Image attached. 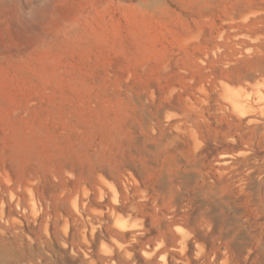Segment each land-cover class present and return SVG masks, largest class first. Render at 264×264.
<instances>
[{
	"label": "rangeland",
	"instance_id": "rangeland-1",
	"mask_svg": "<svg viewBox=\"0 0 264 264\" xmlns=\"http://www.w3.org/2000/svg\"><path fill=\"white\" fill-rule=\"evenodd\" d=\"M179 261L264 264V0H0V264Z\"/></svg>",
	"mask_w": 264,
	"mask_h": 264
},
{
	"label": "bare ground",
	"instance_id": "bare-ground-1",
	"mask_svg": "<svg viewBox=\"0 0 264 264\" xmlns=\"http://www.w3.org/2000/svg\"><path fill=\"white\" fill-rule=\"evenodd\" d=\"M256 5H257V4H256ZM256 5H255V6H256ZM236 14H237V13H236ZM249 20H250V19H249ZM230 68H232V67H230ZM228 70H229V69H228ZM231 70H232V69H231ZM229 76H231V75H229ZM240 107H241V106H240ZM240 107H237V108H240ZM240 109H242V108H240ZM236 110H238V109H236ZM234 111H235V110H234ZM243 111H244V110H242V112H243ZM232 112H233V111H232ZM235 112H236V111H235ZM244 112H245V111H244ZM247 112H248V111H247ZM262 112H263V111H262ZM235 115H236V113H235ZM242 116H243V115H242ZM242 116H238V118H239V117H242ZM240 119H241V118H240ZM250 172H251V171H249V173H250ZM252 172H253V171H252ZM188 174H189V173H188ZM188 174H187V175H188ZM254 177H255V176H254ZM262 177H263V175H262ZM250 178H251V177H250ZM174 181H175V180H174ZM186 181H187V179H186ZM252 181H253V180H252ZM167 183H168V182H167ZM247 183H248V182H247ZM255 183H256V182H255ZM183 184H184V183H183ZM249 184H250V183H249ZM180 185H181V184H180ZM184 186H185V185H184ZM252 187H253V186H252ZM173 189H174V188H173ZM159 202H160V201H159ZM147 204H148V203H147ZM161 210H162V209H161ZM175 211H176V210H175ZM184 213H185V212H184ZM177 216H178V215H177ZM204 216H205V214H204ZM196 217H197V216H196ZM196 217H194V219H195ZM206 217H207V216H206ZM174 218H175V217H174ZM175 219H176V218H175ZM82 220H83V219H82ZM89 221H90V220H89ZM11 222H12V221H11ZM131 222H132V221H131ZM126 223H127V222H126ZM128 223H129V222H128ZM47 224H48V223H47ZM17 225H18V224H17ZM84 225H85V224H84ZM84 225H83V226H84ZM90 225H91V224H90ZM124 225H128V224H124ZM93 226H94V225H93ZM136 226H137V225H136ZM161 226H162V225H161ZM86 227H87V226H86ZM132 227H133V225H132ZM132 227H131V228H132ZM127 228H128V227H127ZM138 228H139V227H138ZM58 229H59V228H58ZM83 229H84V228H83ZM116 229H117V228H116ZM125 229H126V228H125ZM134 229H135V228H134ZM84 230H85V229H84ZM118 230H119V229H118ZM3 231H4V230H3ZM82 231H83V230H82ZM100 231H101V230H100ZM121 232H122V230H121ZM123 232H124V231H123ZM164 232H165V231H164ZM150 233H151V232H150ZM165 233H166V232H165ZM92 234H93V233H92ZM98 234H99V233H98ZM123 234H124V233H123ZM125 234H126V233H125ZM140 234H141V233H140ZM166 234H167V233H166ZM78 235H79V234H78ZM89 235H90V234H89ZM145 235H146V234H145ZM16 236H17V235H16ZM165 236H167V235H165ZM83 237H84V236H83ZM81 238H82V237H81ZM84 238H85V237H84ZM133 241H134V240H133ZM159 241H160V239H159ZM161 241H162V240H161ZM40 242H41V241H40ZM129 243H130V242H129ZM138 243H139V242H138ZM166 243H167V242H166ZM85 244H86V243H85ZM87 244H88V243H87ZM116 244H118V243H115V245H116ZM167 244H168V243H167ZM167 244H166V245H167ZM130 245H131V244H130ZM130 245L128 244V246H130ZM98 246H99V245H98ZM118 246H119V244H118ZM155 246H156V245H155ZM155 246H153V248H154ZM184 246H185V245H184ZM186 246H187V244H186ZM116 247H117V246H116ZM119 247H122V246H119ZM119 247H118V248H119ZM130 247H131V246H130ZM132 247H133V246H132ZM150 247H151V246H150ZM135 248H136V247H135ZM185 248H186V247H185ZM119 249H120V248H119ZM122 249H123V248H121V250H122ZM154 249H156V247H155ZM158 249H159V248H158ZM99 250H100V249H99ZM99 250H98V251H99ZM121 250H120V252H121ZM123 250H124V249H123ZM123 250H122V252H123ZM125 250L128 251V249H125ZM185 250H186V249H185ZM100 251H101V250H100ZM112 251H113V250H112ZM118 251H119V250H118ZM126 251H125V252H126ZM152 251H153V250H152ZM199 251H200V250H199ZM201 251H202V250H201ZM110 252H111V251H110ZM120 252H119V253H120ZM122 252H121V253H122ZM127 253H128V252H127ZM127 253H126V254H127ZM130 253H132V252L129 251V255H130ZM141 253H143V252H141ZM146 253H147V252H146ZM149 253H150V252H149ZM149 253H148V254H149ZM171 253H172V252H171ZM182 253H183V252H182ZM214 253L216 254V252H214ZM123 254H124V253H122V255H123ZM135 254H136V253H135ZM120 255H121V254H120ZM122 255H121V256H122ZM129 255H126V256L129 257ZM143 255H144V254H143ZM160 255H161V254H160ZM160 255H159V257H160ZM170 255H172V254H170ZM182 255H183V254H182ZM130 256H131V255H130ZM147 256H148V255H147ZM172 256H173V255H172ZM172 256H171V258H173ZM169 257H170V256H169ZM119 258H120V257H119ZM125 258H126V257H125ZM164 258H165V257H164ZM189 258H190V257H189ZM121 259H122V258H121ZM158 259H159V258H158ZM169 259H170V258H169ZM124 260H125V259H124ZM160 260H161V259H160ZM173 260H174V259H173ZM178 260H180V259H178ZM187 260H188V259H187ZM139 261H140V260H139ZM180 261H181V260H180ZM180 261H179V262H180ZM189 261H191V259L188 260V262H189ZM90 262H91V261H90ZM167 262H168V261H167ZM173 262H174V261H173ZM184 262H185V261H184ZM184 262H183V263H184ZM225 262H226V261H225ZM169 263H170V262H169ZM175 264H176V263H175ZM180 264H181V262H180ZM190 264H191V263H190Z\"/></svg>",
	"mask_w": 264,
	"mask_h": 264
}]
</instances>
